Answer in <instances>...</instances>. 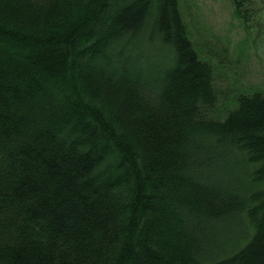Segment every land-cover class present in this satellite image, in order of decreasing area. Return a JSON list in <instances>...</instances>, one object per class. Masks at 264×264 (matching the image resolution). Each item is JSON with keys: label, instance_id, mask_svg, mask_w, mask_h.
Returning a JSON list of instances; mask_svg holds the SVG:
<instances>
[{"label": "trees", "instance_id": "1", "mask_svg": "<svg viewBox=\"0 0 264 264\" xmlns=\"http://www.w3.org/2000/svg\"><path fill=\"white\" fill-rule=\"evenodd\" d=\"M219 69L179 0H0V264H264V89Z\"/></svg>", "mask_w": 264, "mask_h": 264}, {"label": "rangeland", "instance_id": "2", "mask_svg": "<svg viewBox=\"0 0 264 264\" xmlns=\"http://www.w3.org/2000/svg\"><path fill=\"white\" fill-rule=\"evenodd\" d=\"M179 3L192 39L221 65L217 87L226 93L264 89V0H256L260 13L250 28L237 16L230 0Z\"/></svg>", "mask_w": 264, "mask_h": 264}]
</instances>
